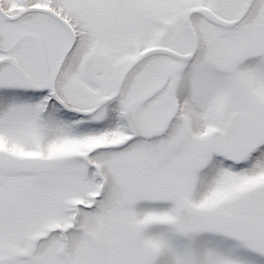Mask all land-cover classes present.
Masks as SVG:
<instances>
[{
	"label": "snow or ice",
	"instance_id": "obj_1",
	"mask_svg": "<svg viewBox=\"0 0 264 264\" xmlns=\"http://www.w3.org/2000/svg\"><path fill=\"white\" fill-rule=\"evenodd\" d=\"M0 264H264V0H0Z\"/></svg>",
	"mask_w": 264,
	"mask_h": 264
}]
</instances>
